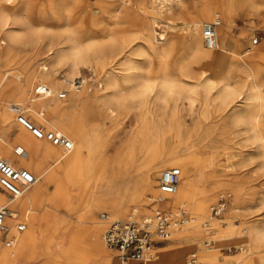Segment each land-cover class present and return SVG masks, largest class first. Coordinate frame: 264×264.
<instances>
[{"label": "bare ground", "instance_id": "6f19581e", "mask_svg": "<svg viewBox=\"0 0 264 264\" xmlns=\"http://www.w3.org/2000/svg\"><path fill=\"white\" fill-rule=\"evenodd\" d=\"M13 1L0 0V31L7 40L3 41L8 50L17 46L26 49L27 52L16 70L9 67L7 59L0 64V132L3 135L0 137V157L7 159L16 167L26 168L38 178L26 192L13 199L0 187V206L7 205L9 209L4 221L8 227L7 236L12 238V245L5 246L0 231V264H118L116 254L114 257L104 249L106 247L102 239L104 223L100 220V215L96 219V213L109 211L111 213L108 214L109 217L125 219L121 213L126 204L135 201L138 187L127 180L121 188H115L113 179L115 173L112 172L111 180L103 175L100 168L106 159L102 150L94 157L91 150L97 145L92 141L94 140L91 139L92 135L89 136L85 132L82 117L86 114L94 116L93 106L97 108L106 106L108 117L116 116L124 100L123 94L120 93L123 85L130 88L127 92L129 96L141 101L147 95L158 97L180 94L188 101H193L195 95L205 97L213 95L214 100L219 102L217 116L222 118V121L213 123L209 129L200 130L197 121L201 119L204 121L208 116H199L194 120L193 129H181L178 135L179 143L182 144L184 135L191 136L196 133L199 142H204L198 146L199 150H203L202 153L181 154L175 160L169 155L162 157V152L158 148L147 150L146 147H142L141 153L146 160L139 167L143 172L140 185L143 201L139 212L150 214L152 208L156 210L159 207L181 206L187 213L189 211L188 214L193 218L191 223L173 231L172 239L179 243L172 244L166 249L161 264H188V254H195L201 264H217L218 258L214 253L216 249L206 251L214 245L216 238L211 240L213 242L211 247L204 249H194L191 242L208 234L231 235L236 227L233 226V219L238 218L240 210L249 207L264 208V184L258 189L252 185L249 187L250 179L240 173L239 169L241 165L246 164L245 160H241V164L236 163V167L228 170L234 163L231 153L233 151H230L235 148L232 137L234 132L244 134L253 141L264 167V134L260 132L261 112L254 104V101L261 97L264 82V39L249 53V50L243 48L244 31L231 36L227 30L236 10L243 11L252 21L255 15L264 30V16L259 0H215V7L208 0H203L199 3V17L202 20H191L192 12L188 8L163 16L167 24H172V19H187L177 24L185 23L188 26L184 43L189 56L182 65L174 67L173 71L177 73L174 77L167 68L156 71L148 68L142 76L139 75L137 65L133 60H128L129 42L124 38L111 37L107 42L94 38L83 39L84 34L78 30L75 14L84 9H93L84 0H47L51 7L53 22L61 26L58 35L52 36L46 48L41 50L35 43L41 32L35 30L31 24L33 16L29 1L23 0L20 1L22 3L20 5L14 4L15 12L3 11V2ZM67 5L70 6L68 10ZM126 12V8L120 7L115 17L120 19ZM214 15H220V18ZM202 21L218 23L217 47L214 49H204L202 46L198 32V27L204 23ZM154 26H156L154 22L149 24L146 30L148 35L143 40L145 53L149 57L160 56L163 53V49L159 48V41L152 35ZM161 31L160 41H165L167 32ZM107 47L111 51L120 49L116 59L121 69L119 76L115 75L117 70L112 65H109V71L105 68L111 63L105 62L107 58L104 56V50ZM217 50L220 52L216 53ZM33 53L45 54V58L38 62L36 68L31 67L30 55ZM92 63L101 68V80L97 89L90 94H86V91L76 94L74 90L77 86L73 83L76 76L73 75L78 73L80 67L90 66ZM198 63L206 64L209 73L192 67ZM58 66H66V73L71 79L56 78L54 67ZM80 81L82 88L86 80ZM43 85L48 88L45 94H36L35 88L37 86L41 88ZM28 93H31L32 97ZM61 94L66 95L70 101L83 97L87 105L77 109L76 114L70 104L65 105L57 99ZM5 103L9 111L11 104H20L27 108L25 116L34 126L42 129L53 128L66 135L72 144L71 150L63 154L61 147L43 138L34 137L19 123L18 125L24 127L31 135L21 128L11 140L8 139L11 132L10 123L13 122L10 120L11 115L3 109ZM232 107L233 109L226 115L228 111L226 108L230 110ZM45 115L50 116L53 123ZM46 122L49 128H46ZM80 138L82 139L80 145L76 144ZM12 143L16 145L13 146ZM179 146L177 152L193 147ZM16 147L22 149L21 156L15 153ZM222 157L227 161L225 166L219 163ZM96 159L100 166L97 167V171ZM116 162L118 174L129 176L136 157L130 152L126 157L116 159ZM172 164L177 165L181 171L177 189L172 194H161L154 182L155 173L162 172V169ZM150 168L154 170L150 172ZM100 181L102 183L109 181L110 185L112 184L111 190L100 191L97 186ZM48 184L53 185L52 191L48 190ZM225 188L234 195L230 209L226 215L212 219L215 217L208 215V203L214 199L217 191ZM242 188L244 198L241 197ZM43 194L47 197L41 199L42 201L38 200L37 197L41 198ZM158 197L163 200L156 201ZM130 211L138 212L134 208ZM20 219L26 224L21 231L16 227V222ZM242 230L247 235L245 237L239 235L237 238L238 242L247 245L245 248L247 253L240 255L238 264H254L258 243L264 238V227L260 224H249L242 227ZM190 248L194 250L188 252L184 260L183 251ZM237 249L244 251L242 246ZM159 250L155 247L154 254H158ZM260 259L264 262V254ZM154 260L155 256L150 264Z\"/></svg>", "mask_w": 264, "mask_h": 264}, {"label": "rangeland", "instance_id": "374dc122", "mask_svg": "<svg viewBox=\"0 0 264 264\" xmlns=\"http://www.w3.org/2000/svg\"><path fill=\"white\" fill-rule=\"evenodd\" d=\"M20 1L22 2L23 0L3 2V11L15 12L14 4H22ZM28 1V5L33 16V18L31 19V24L35 30H39L41 32L40 35L37 36L35 43L36 46L39 47V49L43 50L46 48L49 39L52 36L56 37L55 35H58L59 27L61 25L59 23L53 22L51 18V7L48 5L47 0ZM84 1L88 5L92 6L93 9H84L75 14V17L79 22H77L78 30L80 33L84 34L83 39L94 38L104 42H107V40L111 37H115L117 39H126L129 42L128 49L126 47L128 60L134 61V63L139 68L138 72L141 76L148 68L154 71L160 68H167L168 71H170V74L174 77L177 75V73L173 71L174 67H176L177 65H182L189 56L184 43V35L188 31V26L185 23H183L182 25L177 24L178 22H185L187 19H172V24H167V21L163 18V16L168 13H174L177 10H184L188 8L192 12L191 20H202V18L199 17V3L203 0H124L123 3H121L120 0ZM208 1L211 2L214 7L216 6L214 2L215 0ZM259 6L261 7V11L264 16V0H259ZM120 7L126 8L127 12L122 18L117 19L115 17V14L120 9ZM69 8L70 6L67 5L66 9L68 10ZM216 16L220 18V15H214V17ZM154 17H156V19ZM253 20L254 21H252V19H250V16H247L243 11L236 10L233 15L232 22L227 27L228 34H230L231 36H236L240 33V31H244L245 34L243 37V48L249 50V53L254 50V46L259 45L264 39V30L262 24L259 23V20L255 15H253ZM151 22H154V24L156 25L154 26V32L152 35L156 41H159V48L163 49V53L160 56L153 55L149 57L145 53L143 40L148 35L146 30L147 28H149V24ZM168 25L172 27H169ZM161 30H165L167 32V38L165 41H160V33L162 32ZM198 32L201 37L203 48L207 49L202 42L201 24L198 27ZM254 38H257V43L251 45V40H253ZM3 40L5 42L7 41L6 38L3 37V33L0 31V64L2 65L7 59L6 62L9 63V67L13 70H16V68L23 60L27 50L17 46H14L11 50H8ZM119 50L120 49L117 48L111 51L110 49H108V47L104 50V56L107 58L105 62L111 61V63H108L105 68L109 71V65H112V67L116 68L117 70V73L115 74L116 76L120 75L119 70H121L119 61H116L119 56ZM215 52L219 53L220 50H217ZM44 58L45 54H31V67L36 68L38 62ZM192 67L195 70H199L202 72L205 71L206 74L209 73L208 66L206 64H193ZM100 71L101 68L98 67L96 63H92L87 67H80L78 73L73 76H76V78H79V80L85 79L86 82L83 84L82 88H76L74 92L76 94H80L83 91H86V94L94 92L101 80ZM66 72V66L54 67V75L60 80L71 79V77ZM62 84L65 83L62 82ZM129 89L130 88L125 85L121 87L120 93L123 94L124 100L119 106L116 116L108 117L106 113V106L101 108L93 106L92 109L95 110L94 116L86 114L84 117H82L85 132L89 134V136L92 135L91 139H94L92 141L97 145V147L94 145V148L91 150L94 152V157H97L99 150H102L104 158L106 159L105 164H102L100 168L102 169L101 171L103 175L105 174L107 179L111 180L112 172L115 173V176L113 177L115 188H121L127 180H129L132 185L136 184L138 187L136 188L137 197L135 201L126 204V208L121 213L123 218L127 217L128 214L132 212L130 211V209L132 208L138 210V215L145 214L144 212H139L140 204L143 201L140 193L141 175L143 172L141 169H139V167L146 160V158L143 157V153H141L142 147H146L147 150L158 148L159 151L162 152V157H166L167 155H169L170 157H172V159L175 160L181 154H200L203 152V150H199L198 146L203 144L204 142H199V136H197L196 133L191 136L186 134L183 136V143L180 144V139L178 138L180 131H182L183 129H193L195 125L194 120L199 116H208V118L204 121L201 119L203 122L201 120V122L197 121V127H200V130L209 129L210 126L213 125V123L216 124L222 121V118H219L217 116L219 102L214 100L213 95L207 97L202 95H195L193 97V101L186 100L184 96L180 94L164 96L162 95L158 97L147 95L145 98H142L144 100L141 101L138 98L129 96L127 93ZM28 95L32 97L31 93H28ZM57 99L59 101H62V103L65 105L70 104L72 106L71 108L75 110L74 113L76 114H78L77 109L81 108L84 105H87L86 102L83 101V97H78L77 99L70 101L69 98L66 97V95L61 94V96H58ZM10 101L12 102V100ZM20 102L23 103V101ZM30 104L31 103L29 102L28 106H30ZM254 104L259 108L261 112L260 132L264 134V82L262 86L261 97L254 101ZM7 106V103H5L3 105V109L11 115L10 120L14 123H10L11 132L8 134V139L11 140L14 137V134L21 128L24 129L29 135H31V133L24 127L18 125L15 120V116L7 109ZM232 109L233 107L230 110L226 108V110H228L226 115ZM45 117L50 122H52L50 116L45 115ZM48 122L45 123L46 128H49L47 126ZM142 129L143 131H141ZM1 136L3 135L0 132V137ZM232 137L234 140L233 143L235 148L230 151H233L231 153L233 155L234 163L231 164L232 166L228 167V170L236 167V163L238 164L241 160L244 159L246 164L241 165L239 169L240 173L241 175L243 174L248 179H250L249 187L252 185V187L258 189L259 186L264 184V167L262 166V158L260 157L253 141L248 139L244 134L234 132L232 134ZM81 140L82 139L80 138L79 142L76 144L80 145ZM12 145L14 146L16 145V143H12ZM179 145H181L183 148L184 146L190 145H193V147H191L189 150H181L180 152H177L178 147H180ZM130 152L133 153L136 157V162L132 166L133 168L130 170V175L127 176L118 174L119 172H117L118 165L116 159H118L119 157L124 158L129 155ZM95 162L97 171V167L99 168L100 166H98L97 159ZM219 163L221 164V166L227 165L225 157L220 158ZM170 167H177V165L172 164L170 165ZM153 170L154 169L150 168V172H152ZM160 173L161 171L155 173L154 182L156 184V187ZM40 180L41 179H39L38 182H40ZM111 185L109 181L105 183H102V181H100L97 184L100 191L111 190ZM48 190H53L52 184H48ZM224 192L230 194V200L225 211L220 215L221 217L228 213L232 200L234 199L233 193L227 188L219 190L216 192L214 199L208 203L209 208L210 205L214 204L217 201L218 196ZM46 197L47 195L43 194L41 198L37 197V199L42 201L41 199H44ZM241 197H245L243 188ZM156 210L152 208V212L150 214L154 213ZM103 212L111 215L109 211H99L96 213V219ZM188 213L190 214L189 211ZM216 218L218 217L212 219ZM249 224H260L262 227H264V208L249 207L247 209L240 210L238 218L233 219V226L236 225V227L232 231L231 235L219 236L215 234H208L203 237L194 239L191 242L192 246L194 249H204L205 241L216 238L217 240L216 242H214V245L209 249L207 248L208 250L206 251H209L210 249H216V252L214 253L218 258L217 264H238L241 259L240 255H245L247 253L245 250V248H247V245H243V243L238 242L237 237L239 235H244V237L247 235L246 232H243L242 227H245ZM102 225V227L104 228V224ZM173 235L174 232L171 234L170 238L167 241L161 242L156 245L160 250L158 251V254H154L155 260L152 264H161L162 260L165 257L164 253L166 249H168L172 244L179 243V241L172 239ZM2 236L3 234L1 235V237ZM2 239H4V236L2 237ZM239 246H242L244 251H240L239 249H237ZM104 249L107 252L112 253L115 257L114 252L108 250L106 247H104ZM194 249L190 248L183 251L184 260H186V254ZM262 254H264V238L258 243L256 256L253 260L254 264H264V262H262L260 259V256Z\"/></svg>", "mask_w": 264, "mask_h": 264}, {"label": "built area", "instance_id": "2783aa9c", "mask_svg": "<svg viewBox=\"0 0 264 264\" xmlns=\"http://www.w3.org/2000/svg\"><path fill=\"white\" fill-rule=\"evenodd\" d=\"M215 21L204 22L201 24V36L203 45L207 49L217 47ZM257 43V38L251 41V45ZM74 85L79 88L81 81L76 78ZM48 90L46 86H37L34 90L36 94L44 95ZM10 111L15 115L17 123L29 130L34 137L45 139L51 144L62 148L63 154L68 153L72 144L69 138L55 129H42L30 123L25 113L27 108L20 104H11ZM15 153L21 156L23 151L16 147ZM181 171L179 167H169L160 173L157 187L161 194H172L176 191ZM37 176L23 167H16L7 159L0 157V187L7 192L10 198H17L26 192L37 181ZM229 193H221L217 201L209 207L210 217H218L224 212ZM158 197L156 201H162ZM9 213L7 205L0 206V231L5 235V246L12 245V238L7 237L8 227L5 224V218ZM100 220L104 223L102 239L106 248L116 254L118 264H150L154 258V248L157 244L167 241L172 232L193 221V218L187 213L184 207H162L152 214L138 215V212L132 211L125 219H113L107 213H101ZM25 221L16 222L18 230L25 228ZM213 242L207 240L205 247H211ZM188 264H201L195 254H188Z\"/></svg>", "mask_w": 264, "mask_h": 264}, {"label": "crops", "instance_id": "0c3cea01", "mask_svg": "<svg viewBox=\"0 0 264 264\" xmlns=\"http://www.w3.org/2000/svg\"><path fill=\"white\" fill-rule=\"evenodd\" d=\"M34 175H35V174H34ZM159 208H162V207H159ZM18 221H20V220H18ZM2 234H3V232H2ZM3 236L5 237L4 234H3ZM3 236H2V237H3ZM6 236H7V235H6ZM2 237H1V238H2ZM7 237H10V236H7ZM2 240H4V239H2ZM156 247H157V246H156Z\"/></svg>", "mask_w": 264, "mask_h": 264}]
</instances>
